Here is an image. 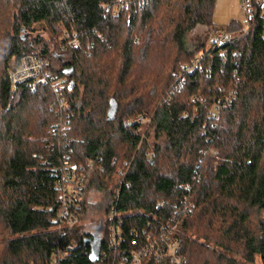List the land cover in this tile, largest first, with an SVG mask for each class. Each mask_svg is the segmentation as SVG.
Returning <instances> with one entry per match:
<instances>
[{"label":"trees","instance_id":"16d2710c","mask_svg":"<svg viewBox=\"0 0 264 264\" xmlns=\"http://www.w3.org/2000/svg\"><path fill=\"white\" fill-rule=\"evenodd\" d=\"M214 2L0 0V264H50L52 254L92 264L84 232L60 235L52 222L53 173L66 155L91 162L86 194L105 197V229L117 211L121 249L144 246L171 220L181 264H264V17L256 10L242 35L230 16L233 39L212 49ZM200 25L209 34L190 46L186 34ZM73 37L79 47H67ZM60 51L70 57L56 68ZM30 54L64 79L69 129L58 125L49 81L28 94L11 86L9 71ZM111 98L117 112L107 121ZM138 115L146 122L128 123ZM86 210L85 201L80 220ZM71 239L78 246L64 253ZM99 240L110 256L107 234ZM138 264L170 263L146 255Z\"/></svg>","mask_w":264,"mask_h":264},{"label":"built area","instance_id":"2783aa9c","mask_svg":"<svg viewBox=\"0 0 264 264\" xmlns=\"http://www.w3.org/2000/svg\"><path fill=\"white\" fill-rule=\"evenodd\" d=\"M236 9L229 11L227 17L230 15L236 17L242 23L241 34L247 33L250 26V19L254 12L257 10L261 17H264V0H238L235 3ZM109 6H106L108 8ZM239 10V11H238ZM228 20V19H227ZM226 20V21H227ZM215 30V31H214ZM212 49L215 47L224 46L233 39V31H226L224 25L216 24L214 27ZM67 35V33H64ZM67 42V47H79L80 41L76 38H70ZM46 60H42L40 57L30 54L21 56L20 62L16 68L10 70L9 78L11 86L17 84H24V91L32 90L38 83H45L49 81L53 85L54 91H58V99L60 106V118L58 123L62 129H69L67 113L64 112V106L66 101L64 95L59 91L65 85L62 77H53L48 69L44 68ZM196 62L193 63L195 65ZM193 65H187V69H191ZM193 100V98H192ZM213 117H216V109L212 113ZM147 118L142 115L130 120L128 123L146 122ZM152 152H148L147 160L151 158ZM91 168V162L88 161L86 167L80 163H75L67 155L63 158L62 164L56 168L53 175L58 173V178L55 181L56 189L58 190L57 198L59 201V207L57 210V216L52 219L54 227L59 231L60 235L66 232H71L74 229H79L80 211L83 203L85 202L86 190H87V169ZM121 172V171H120ZM119 172V173H120ZM188 189V186H183ZM191 205H186L185 210H190ZM178 211L176 212V214ZM117 211L112 207L109 210L107 218L110 222L107 224V242L105 247L107 252L111 255L104 254L105 251L100 248L98 251L99 257L92 264H138L142 257L146 255H152L158 262L168 261L170 264H181L183 258L180 255V239L177 237L179 232V226L176 222L168 220L160 226L159 231L155 235L147 236V243L144 246L138 247L137 250L121 249V245L124 241L123 227L117 220ZM104 227V226H103ZM174 235V238L171 236ZM101 238V237H100ZM78 246V240L71 239L70 242L65 245L64 253L71 251ZM61 256L52 254L50 264H59Z\"/></svg>","mask_w":264,"mask_h":264},{"label":"rangeland","instance_id":"374dc122","mask_svg":"<svg viewBox=\"0 0 264 264\" xmlns=\"http://www.w3.org/2000/svg\"><path fill=\"white\" fill-rule=\"evenodd\" d=\"M234 1L236 3V1L238 0H215L214 5H213V14H212V22H215L219 25H225L227 24L226 20L229 18V16L227 17V13L229 12L228 10H231L230 3ZM239 11V10H238ZM113 13H116L115 9L112 11ZM215 31V30H214ZM214 31H212V33L210 34V36H208V38H206V46L208 47L214 37H213V33ZM26 36H30V34H28L27 32L23 33ZM41 35H43V37H45L46 39H48V32L44 31L40 32ZM209 33L207 32V27L200 25L197 26L195 29L191 30L189 33L186 34L187 37V43L191 46L195 43L201 42V40L203 38H205ZM52 42H50V47H53ZM58 53V55H57ZM57 56H53L52 59V66L59 68L66 60L69 59V52H64V51H60V52H56ZM18 85V84H17ZM16 86H13L14 89L17 88ZM30 90L24 91V94H28ZM85 201L87 203V210H86V214L83 215L82 219L79 222V228L80 231L82 232H86L89 226H92L93 223L95 225H102V229L100 232V234H98V237H104V235L107 234V231L105 230V228L103 227V217H102V211H101V207L103 206V203L105 201V197L102 196L99 192L97 191H90L86 194L85 196ZM261 218H264V210L263 212L260 213L259 215ZM84 224V225H83ZM86 226V227H85ZM234 258L240 259V255H234ZM251 264H262L260 263V259L258 256H256L254 258V261L251 262Z\"/></svg>","mask_w":264,"mask_h":264},{"label":"water","instance_id":"95a60500","mask_svg":"<svg viewBox=\"0 0 264 264\" xmlns=\"http://www.w3.org/2000/svg\"><path fill=\"white\" fill-rule=\"evenodd\" d=\"M116 109H117V103L115 102V99L111 98L110 101H109V106L107 108V114H106V120L109 121V120H113L116 116ZM93 242L92 244L90 245L91 246V250L89 252V259H90V262L93 263L95 260L98 259L99 257V254H98V251H99V248H100V240H99V237L96 236V237H93ZM90 240H88V238H85V242H88Z\"/></svg>","mask_w":264,"mask_h":264},{"label":"flooded vegetation","instance_id":"af4514ba","mask_svg":"<svg viewBox=\"0 0 264 264\" xmlns=\"http://www.w3.org/2000/svg\"><path fill=\"white\" fill-rule=\"evenodd\" d=\"M101 229H102V225H95L93 223L92 226H89L88 229H86L87 230L86 232L84 231L86 238H88V240H90V241H88V244L89 243H90V245L92 244V242L94 241L93 237H96L98 234H100V232H102Z\"/></svg>","mask_w":264,"mask_h":264},{"label":"crops","instance_id":"0c3cea01","mask_svg":"<svg viewBox=\"0 0 264 264\" xmlns=\"http://www.w3.org/2000/svg\"><path fill=\"white\" fill-rule=\"evenodd\" d=\"M230 8H231V10H229V11H233L234 9H236L237 7H236V5H235V2L234 1H232L231 3H230V6H229ZM231 16V15H230Z\"/></svg>","mask_w":264,"mask_h":264}]
</instances>
